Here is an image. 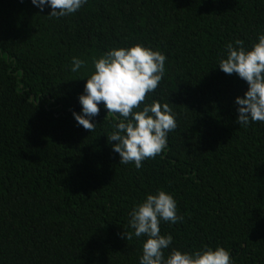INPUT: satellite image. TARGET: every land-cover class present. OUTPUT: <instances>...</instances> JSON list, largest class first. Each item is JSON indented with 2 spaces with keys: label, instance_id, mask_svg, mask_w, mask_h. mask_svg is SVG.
<instances>
[{
  "label": "trees",
  "instance_id": "16d2710c",
  "mask_svg": "<svg viewBox=\"0 0 264 264\" xmlns=\"http://www.w3.org/2000/svg\"><path fill=\"white\" fill-rule=\"evenodd\" d=\"M31 0H0V264H138L129 213L157 189L183 222L160 224L172 247L223 246L264 264V123L239 126L247 83L220 70L227 43L264 33V0H88L50 18ZM142 43L166 57L146 101L171 103L177 127L157 157L119 164L102 105L79 125L83 70L72 57ZM115 143V142H112Z\"/></svg>",
  "mask_w": 264,
  "mask_h": 264
},
{
  "label": "clouds",
  "instance_id": "9594fccd",
  "mask_svg": "<svg viewBox=\"0 0 264 264\" xmlns=\"http://www.w3.org/2000/svg\"><path fill=\"white\" fill-rule=\"evenodd\" d=\"M33 6L46 16L61 18L78 12L88 0H31ZM167 57L158 49L142 43L110 47L99 56L87 59L72 57L70 70H83L86 80L79 95L81 112H73L74 119L89 132L97 125L101 105L116 122L107 136L112 150L119 154V164L142 162L155 158L167 147L168 133L176 129V118L171 103L146 101L154 93L165 74ZM224 73H235L247 85L243 97L235 98L237 123L247 128L250 123H264V33L246 46L244 41L227 43L220 55L218 66ZM115 142V143H112ZM126 239L141 240L138 264H234L231 253L223 246L205 245L193 251L172 247V235L161 234L162 222L177 224L184 217L178 214L173 195L157 189L137 202L129 213Z\"/></svg>",
  "mask_w": 264,
  "mask_h": 264
}]
</instances>
